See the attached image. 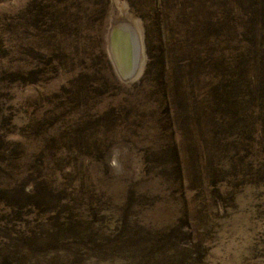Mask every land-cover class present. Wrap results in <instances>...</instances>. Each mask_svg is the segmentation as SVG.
Returning <instances> with one entry per match:
<instances>
[{
	"label": "rangeland",
	"instance_id": "1",
	"mask_svg": "<svg viewBox=\"0 0 264 264\" xmlns=\"http://www.w3.org/2000/svg\"><path fill=\"white\" fill-rule=\"evenodd\" d=\"M0 264H264V0H0Z\"/></svg>",
	"mask_w": 264,
	"mask_h": 264
},
{
	"label": "bare ground",
	"instance_id": "2",
	"mask_svg": "<svg viewBox=\"0 0 264 264\" xmlns=\"http://www.w3.org/2000/svg\"><path fill=\"white\" fill-rule=\"evenodd\" d=\"M120 29L122 28L120 27L118 30H116L115 35L113 36V38L116 40V44H118V45H115V47L117 46V49H119L118 55L121 56V59L124 62L125 69L127 70L126 74H131L132 72H134V69L136 67V62H137V59L135 61L134 44H133V40L130 39L128 32H124L125 33L124 35V33L121 32ZM123 30H126V28L124 27ZM117 38L120 39V42H118ZM120 46L122 47V49ZM115 47H114V50H115Z\"/></svg>",
	"mask_w": 264,
	"mask_h": 264
}]
</instances>
